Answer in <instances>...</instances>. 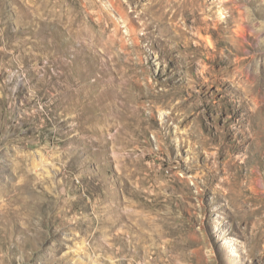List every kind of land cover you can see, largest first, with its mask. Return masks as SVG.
<instances>
[{"label":"rangeland","instance_id":"obj_1","mask_svg":"<svg viewBox=\"0 0 264 264\" xmlns=\"http://www.w3.org/2000/svg\"><path fill=\"white\" fill-rule=\"evenodd\" d=\"M0 0V264H264V0Z\"/></svg>","mask_w":264,"mask_h":264},{"label":"bare ground","instance_id":"obj_2","mask_svg":"<svg viewBox=\"0 0 264 264\" xmlns=\"http://www.w3.org/2000/svg\"><path fill=\"white\" fill-rule=\"evenodd\" d=\"M176 3V0H154L155 9L154 18L157 21H162L165 19L166 7H172Z\"/></svg>","mask_w":264,"mask_h":264}]
</instances>
